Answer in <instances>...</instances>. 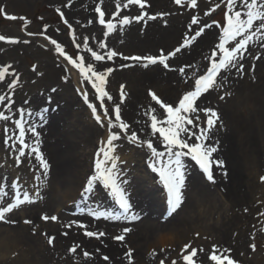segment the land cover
<instances>
[{"label": "rangeland", "instance_id": "374dc122", "mask_svg": "<svg viewBox=\"0 0 264 264\" xmlns=\"http://www.w3.org/2000/svg\"><path fill=\"white\" fill-rule=\"evenodd\" d=\"M217 2L218 0H197V8L192 9L187 5L178 6L174 0H145L144 9L130 5L121 10L120 16L134 17L146 11L149 15H156V20L145 17L143 21L133 22L108 34L105 26L99 24L98 14L94 11L99 0H0V8H3V12H0V35L20 41H0V66L11 65L10 71L14 70L19 76L15 89L8 87L13 80L12 76H7L0 82V95H6L14 101L12 110L16 113L15 118H18L19 108L34 113L47 108L46 123L37 129L40 132V149L58 147L60 154L66 153L57 162L53 160L52 153L46 151L49 159H45L50 161L46 177L34 155H26L21 158L22 162L15 163L17 151L10 150L4 144L5 124L9 128L14 125L0 121V184L8 185L9 191L4 203L10 202L13 191L10 185L16 180L20 181L22 191L30 194L39 186L41 197L35 203L21 205L6 214V221L15 223L0 221V234L4 233L9 237V243L16 244L8 246L7 250L10 251H7L5 258L0 259V264H160L161 260L164 264H171L173 260L176 264H186L183 255L190 253L193 248L197 251L193 258L195 264H214L209 259L213 245L221 250L230 249L228 254L238 264H264V216L260 215L264 213V181L260 179L264 177V49L258 45H250L243 61L244 75L236 77V83H232V86L228 85V90L232 93L230 97L220 100L223 90L219 93L210 90L202 96L205 103L199 104L202 97L197 101L199 107L214 108L221 117V123L210 133L209 143L214 142L221 132L231 133L240 151V157H235L234 168L231 166L232 159L221 170L214 169L212 165L215 183L208 181L190 158L185 159L191 170L198 172L209 186L210 197L199 196L195 187L187 180L184 203L169 215L166 190L158 175L147 166L148 150L129 145L122 137L117 142L115 154L125 161L121 167L129 182V186L125 187L133 207L139 208L141 205L149 208L151 200L159 201L161 207L148 210L147 218L141 217L138 221L121 218L123 228L113 229L97 239L85 235V229L97 233L102 230L99 219L91 215L90 211L106 210L115 215H120L121 211L109 190L103 188L102 184H98L89 197L80 195L87 178L94 172L96 153L103 146L101 142L106 139L107 129L96 123L90 109L76 91L77 88L86 89L89 100L95 103L90 85H81L75 71L65 82L63 62L54 51V46L40 35L47 26L45 35L56 39L68 54L75 57L81 51L75 47L72 30L56 11L59 8L64 12V19L75 29L76 43H81L83 37H88L90 46H94L97 51L100 49L95 46L100 41H105L108 48L125 56L157 55L160 49L167 53L180 46L193 16L199 17L202 23L216 20L222 24L223 6L211 16L205 15ZM69 3L71 6H66ZM121 3L123 4V0ZM115 5L116 0H103L100 6L106 19L111 18L116 11ZM5 13L15 15L17 19L9 20ZM160 13L168 15L161 17L158 15ZM19 17L26 19L21 20ZM28 32L35 35L28 36ZM208 34L210 38L207 43H203ZM217 42L218 29L215 26L206 29L192 47L183 49L169 60L170 66L177 71H169L159 64L145 68L144 62L125 61L120 57L113 61L96 62L99 70L114 68L106 85L113 97L112 101H106L110 114L112 107L120 101L121 85H124L126 95L121 104V116L130 124V132L136 131L141 138L158 142L151 136L148 127L150 120L144 116L150 106L157 109L158 115L161 112L149 96V90L155 91L165 103L176 106L182 95L194 87V81L187 79L186 82L178 69L185 64H193L203 71V66L207 63L204 57L210 54ZM255 55H260L261 59H254ZM86 61L91 62L87 54ZM186 71L190 76L191 69ZM53 88L56 89L55 92L52 91ZM31 119L34 123H40L38 117ZM203 119L201 113V121ZM66 139H69L70 144L65 142ZM27 142L32 145L33 137L30 133ZM71 162H75V166L69 168ZM36 176L41 179L37 181ZM64 182L70 186L63 184ZM72 185L77 195L66 203L63 201V194ZM83 202L88 208L91 204L96 210L86 209L82 214L83 211L79 208ZM245 208L248 209L247 212L244 211ZM44 215H55L58 219L45 221L42 219ZM25 220L31 223H25ZM81 224L85 227H80ZM131 225L138 228L137 232L131 228L132 231L125 234L124 228H130ZM114 226L116 224L111 225ZM57 232L64 235L58 238ZM118 235H124L125 239H114ZM74 236L86 237L85 240L89 242L78 243L73 240ZM48 237L55 238L52 244L48 243ZM26 238L28 243L36 244L37 248L33 249L23 242ZM161 240L167 242L161 244ZM55 242L60 244H54ZM253 243L256 245L255 251L250 247ZM186 244L191 246L183 252ZM73 246H78L76 253L69 250ZM128 249L132 250L131 257L126 255ZM85 251L90 254L88 257L83 255ZM104 256L109 259L104 260Z\"/></svg>", "mask_w": 264, "mask_h": 264}, {"label": "snow or ice", "instance_id": "6c2138e0", "mask_svg": "<svg viewBox=\"0 0 264 264\" xmlns=\"http://www.w3.org/2000/svg\"><path fill=\"white\" fill-rule=\"evenodd\" d=\"M174 3L181 7L187 5L192 9H196L198 6L197 0H174ZM102 4L103 0H99L94 11L98 14L99 24L105 26L106 33L108 34L116 31L118 28L122 29L133 22L138 23L143 21L145 17L148 20L157 19L156 15H149L146 11L134 17L128 15L120 16L121 10L127 9L130 5H136L140 9H144L146 7L145 0H123V4L121 0H116V11L112 13L109 19L105 18V12L100 6ZM66 6L70 7L71 4L69 3ZM222 6L224 8L222 24L216 20H212L210 23H202L199 17L193 16L188 26V33L191 34H185L180 46L167 53L164 49H160L157 55L125 56L123 53L108 48L105 41H100L95 46L100 49V51H97L94 50V46H90L88 37H83L81 43H76L75 29L72 28L67 19H64V12L59 8L56 11L60 14L68 28L72 30V39L75 47L81 51L75 57L68 54L56 39L45 35L47 26H45L44 32L40 33L46 41L54 46V51L63 62L64 81L67 82L72 72L75 71L78 74L81 85L85 83L90 85L96 101L95 103L89 100L86 89L77 88L76 91L81 95L83 102L90 109L96 123L100 127L107 129L106 139L101 142L103 146L96 153L94 172L87 178L86 185L83 187L80 195L82 197H89L94 192L96 186L102 184L103 188L109 190L121 211L120 215L107 211H90V214L97 219L119 220L123 218L133 222L141 219L140 214L134 210L133 203L126 191L125 186L129 182L125 178L126 174L121 167L125 161H122L121 157L115 154L118 148L117 142L122 137L129 145L148 150L147 166L153 173L158 175L164 190H166L167 202L170 209L169 215L176 212L184 203L186 181L189 176L187 164L185 163L186 158H190V161L194 162V166H198L199 171L212 183H215L212 165L215 164L218 169H224L225 162L223 160L212 159L213 153L218 151L219 142L209 143L211 140L210 133H213L217 125L221 123L220 114L214 108L199 107L197 101L204 94L209 93L210 90L218 93L223 90V94L219 96L220 100L230 97L232 93L228 90V82L233 77V74L237 78L244 75L245 67L243 61L245 60V54L250 50V45H258L261 49H264V0H218L214 7L205 12V15L211 16L216 9ZM0 12H3V8H0ZM158 15L163 17L168 14L160 13ZM5 16L9 20L17 19L15 15L5 13ZM19 19L24 20L26 18L19 17ZM91 22L89 21V23ZM193 26H195L194 30ZM214 26L218 29V42L210 50V54L204 57V60L207 62L203 66L204 70L201 71L200 67L193 64H185L178 69L179 74L186 78V82L187 79L194 81V87L182 95L176 106H173L171 103H165L155 91L149 90V96L159 106L161 112L158 115L157 109L150 106L144 112V116L150 120L148 127L151 136L155 137L158 142L154 143V140L150 138H141L136 131L130 132V124L121 116V104L126 95L124 85H121L120 101L112 107L110 114L106 101H112L113 97L107 91L106 85L108 77L114 71V68L108 67L104 70H99L96 62L113 61L115 58L120 57L125 61L144 62L143 66L145 68L149 65L159 64L169 71H177V69L170 66L169 60L176 57L183 49L192 47L198 38L203 36L206 29H212ZM27 35L32 36L35 34L28 32ZM5 40L10 43L20 42L17 38H8L0 35V41ZM24 43H28V41H24ZM86 54L91 62L86 61ZM253 58L260 60L261 56L255 55ZM127 66L121 65V67ZM11 68V65L0 66V82L4 81L7 76H12L13 80L8 87L15 89L19 82V76L14 70L10 71ZM188 69H191L190 76L186 71ZM252 70H255L254 65L252 66ZM52 91L55 92L56 89L53 88ZM49 102H51V97H49ZM13 104L14 101L10 97L0 95V106H2L0 108V121L11 122L14 125L13 128H9L7 123L5 124L4 144L10 150L15 149L17 151L18 155L15 157V163L22 162L21 158L26 155H34L43 175L46 177L49 171V163L40 151V132L37 129L46 123L48 109L44 108L40 112L34 113L31 110L19 108L17 109L18 118H15L16 113H13L12 110ZM201 113L204 117L203 121H201ZM34 116L39 118V124L32 122L31 118ZM29 133L33 137L31 146L27 142ZM223 174L227 175L226 172ZM35 179L39 181L41 177L36 176ZM260 179L264 181V177ZM10 186L13 190L11 200L5 204V197L9 196L8 185L0 184V204L4 205L0 206V221H6V214L13 212V210L18 209L21 205L35 203L36 199L41 198L39 186H37V190L33 194H30L28 191H22L19 180L11 183ZM244 211L247 212L248 209L245 208ZM260 215L264 216V213H260ZM42 219L45 221H56L58 217L55 215L51 217L44 215ZM6 222L15 223V221ZM24 222L31 223L29 220H25ZM73 223L77 222L73 221ZM79 226L85 227L82 224ZM68 227H71V225H68ZM123 231L127 234L132 229L126 227ZM85 235L99 239L105 233H97L85 229ZM54 239V237H48V243L52 244ZM114 239L123 241L125 236L118 235ZM190 246V244H186L182 251L186 252ZM250 247L253 251L256 250L254 243L250 244ZM77 248L78 246H73L69 250L72 253H76ZM163 250L161 249V251ZM201 251L203 250L201 249ZM228 253H230V249L221 250L218 246L213 245L209 259L214 264H238ZM83 255L88 257L90 254L85 251ZM126 255L131 257L132 250L128 249ZM196 255L197 251L193 248L190 253L183 255V260L186 264H195L193 258ZM103 259L108 260L109 258L104 256ZM160 264H164V261L161 260ZM171 264H176V261H171Z\"/></svg>", "mask_w": 264, "mask_h": 264}, {"label": "bare ground", "instance_id": "6f19581e", "mask_svg": "<svg viewBox=\"0 0 264 264\" xmlns=\"http://www.w3.org/2000/svg\"><path fill=\"white\" fill-rule=\"evenodd\" d=\"M88 15H90L89 11H88ZM209 38H210V35L208 34V36L206 37V39H204L203 43H207V41H208ZM75 79H77V77H75ZM236 80H237V78L235 77V74H233V77L229 80L228 85L232 86V83H236ZM204 101H205V99H204V97H202L199 100V104L200 103H203ZM225 133H222L221 132L218 136L215 137V141L212 142V143H215L216 141H218L219 142L218 145H219V148H220V150H218L216 153H213L212 159L213 160H216V159L223 160L225 162V166L228 164L227 161L230 160V159H232L233 162H232L231 166H232V168H234L235 165H236V159H235V157L236 156H239L240 157V154H239L240 151H238L237 144L235 145V142L233 141V135H231V133H227V134H225ZM223 134H225L224 137H222ZM65 142H68L69 143V139H66ZM40 150H42V149H40ZM46 151L47 152L50 151L52 153L53 160L54 161L57 160V162H60V159L63 158L64 156H66V153L60 154L61 151L58 149V147H56V148L53 147L51 149L50 148L49 149L46 148V149L42 150L41 153L44 155V158H48L49 159V157L47 155L48 153ZM59 165H60V163H59ZM74 166H75V162H71V165H69V168H72ZM213 166H214V169H218L215 164H213ZM187 170H188V173H189L188 180L190 182V185H192L193 187H195V190L197 191V193H198L199 196L200 195H203V196L209 198L210 195H211L210 194L211 193L210 192V188H209V186L206 183H204L205 180L202 179V176H200V174L198 172H196L194 170H191L189 164H187ZM219 170H221V169H219ZM235 174H236V172L234 173V175ZM63 184H68L69 185V183H67V182H64ZM73 185H72V187H68L67 190L64 191L63 201L66 202V203L69 202V201H72V199L76 198L77 193H76ZM126 186H129V185H126ZM80 201H83V199L80 200ZM84 201H87V200H84ZM151 201H152V204L149 206V208H148V206L142 207L141 205H140V207L138 205L139 208H134V210L137 213H139L141 217H144V219H145V217L147 218V215L146 214H148L149 211H151L154 208L160 209V207H161V204H160L159 201H157V200L156 201L151 200ZM146 202H147V200H146ZM82 204H83L82 207L79 208L80 210L83 211L82 214L85 213L86 209H95L91 204H90L89 208L86 206V203L85 202H83ZM185 205H187V204H185ZM185 205H184V207H185ZM102 211H106V210H102ZM122 221L123 220H120V219L119 220H116V219H104V218H100L99 219L100 227H101L100 229H102L100 232L108 233V232H110L113 229L123 228V225L124 224H123ZM113 224H116V226L111 227V225H113ZM130 228H134V232H137V229L138 228L136 226L131 225ZM57 234H58V232H57ZM7 235H8V233H7ZM61 235H64V234L61 233ZM61 235L58 234V238H61L62 237ZM85 238L86 237L74 236L73 240L74 241H77L78 243L85 244V242H89V241L85 240ZM145 239L146 238H144V240ZM7 240H9V237L5 236L4 233H1L0 234V259L1 258H5V254L7 253V251L8 252L10 251V250H7L8 249V246H10V245H15L16 246V244L9 243ZM26 240H27V238L25 240H23V242H26L27 245H30L29 247H32L33 249L37 248L35 246L36 244L28 243ZM66 242L67 241H65V243ZM165 242H167V240H161V244H163ZM54 244H60V243L55 242Z\"/></svg>", "mask_w": 264, "mask_h": 264}]
</instances>
